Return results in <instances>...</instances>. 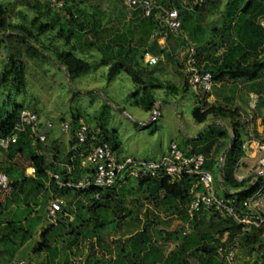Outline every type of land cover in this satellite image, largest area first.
Wrapping results in <instances>:
<instances>
[{
	"label": "rangeland",
	"instance_id": "obj_1",
	"mask_svg": "<svg viewBox=\"0 0 264 264\" xmlns=\"http://www.w3.org/2000/svg\"><path fill=\"white\" fill-rule=\"evenodd\" d=\"M82 1L79 7L86 8L88 11L94 9L95 16L102 21L107 36L110 31L115 32L117 29H122L124 21L132 17L131 10L117 0ZM0 4L8 8L12 19H17L22 14L28 20L34 18L37 14L35 4L41 6L44 20L64 15L63 7H53L50 0H0ZM2 35L1 33L0 36ZM53 35L54 33H49L38 38L45 45H50L53 41L51 45L54 47L55 45L61 46L59 40L51 39ZM180 39L179 35V42ZM35 46L37 47L36 44ZM81 51L77 52V55L88 60L91 69L88 73L72 80L66 69L58 65L52 57H39L32 60L21 53L20 57L25 71L23 90L19 94H13V92L6 94L8 93L7 88L2 84L0 85V101L8 98L15 99L17 103L34 111L39 117L43 116L53 121L55 128L59 127L61 120L68 121L73 127L72 116L77 114L81 115L85 123L93 127L96 126V122L102 123L110 133L115 132L119 144L114 149V155L118 159L132 156L157 160L161 146L165 148L164 146H168L170 140L176 141L181 149L188 150L212 145L216 141L215 135L222 130H226L231 137L233 136L227 118L220 119L210 116L203 124H198L192 118L191 110L195 105V93L189 86L186 90L184 89L182 82L186 74L180 72L179 76L171 75L172 70L178 71L176 55L170 60H162L159 55V60L155 65L142 63L137 69V73L141 74L144 81L163 85V88L152 91L155 99L152 110L144 111L131 95L137 87L124 72H120L112 84H107L108 78L105 79L104 74L108 73V69L99 64L100 54L85 46ZM7 63V53L4 45L1 44L0 75L6 70ZM179 77H182L181 83H179ZM240 81L231 82L224 79L215 81L208 94L202 95L207 99L209 94H212L217 99L209 102L210 104H228L231 108L239 109L240 125L236 148L245 138L246 120H250L258 138L264 136V73L254 82ZM171 86L175 88L172 89ZM177 90L179 95L175 98L170 91ZM251 94L256 96L254 107L250 105L252 103ZM155 106L158 109L157 119L152 123H139L151 117ZM127 128L130 130L125 132ZM65 148L66 145L62 144L61 150L65 151ZM4 153L5 151L0 149V160L4 158ZM47 153V157H50L51 152L47 151ZM59 154L62 158L63 154ZM221 155V151L217 150L216 142L206 156L209 161H207L208 170H214L217 166L220 168ZM237 158L239 154L235 151L232 160ZM29 164V155L26 151L16 156L10 172L6 171L10 180L13 182L22 175L34 177V173L32 176L26 174L29 171ZM130 179L129 183L120 184L123 187L121 189L123 194H118L114 201L100 207L94 206L96 200L91 194L83 193L80 196H74L72 192L68 197L62 195L64 206L71 203V208L68 209L67 217L60 220V224H53L45 217V211L51 199L47 190L53 192L48 187L46 191L37 195L33 190L32 179L27 178L21 185L20 193L11 192L12 194L10 193L2 202L0 264H9L16 257L23 258L26 264H57L59 262L108 264L106 257L110 254L117 255L122 245L127 246L126 238L143 228L144 221L147 223L151 240L165 255H168L180 243L184 235L190 232L191 219L184 221L183 215L173 210L163 207L156 209L147 203L144 196L137 190V180ZM41 181L45 184L49 183L48 178L46 180L42 178ZM132 186L134 188L131 190ZM140 215L142 219L138 220ZM70 216L77 217V219L72 221L73 218L70 219ZM100 217L104 220V229L99 230L101 236L93 240L92 245H88L90 240L84 236L90 235L97 225V218ZM82 219L89 222L78 226ZM44 230H48L47 233L45 232V238L47 244L52 247L50 249L45 247L39 249V245L43 242ZM225 251L220 250L216 253L209 263L192 254L188 257L186 264H225ZM255 252L253 245L237 244V264H254Z\"/></svg>",
	"mask_w": 264,
	"mask_h": 264
},
{
	"label": "trees",
	"instance_id": "obj_2",
	"mask_svg": "<svg viewBox=\"0 0 264 264\" xmlns=\"http://www.w3.org/2000/svg\"><path fill=\"white\" fill-rule=\"evenodd\" d=\"M59 1L62 2L63 17L55 16L45 20L41 6H37V4L34 6L37 14L30 20L24 17L23 14L17 19H12L8 8L0 4V34H3L0 36V45H4L8 58L6 70L0 75V85L3 84L7 88L8 93L6 94L10 92L19 94L23 90L25 71L24 63L20 57L21 53L32 60L39 57H52L58 65L66 69L69 78L72 80L88 73L91 69L90 62L77 55V52H82V47L85 46L90 50H96L100 54L99 64L108 67V80H112L120 72H124L137 87L131 93L135 102L145 111L152 110L155 103L152 91L163 88V85L161 83H148L143 80L140 73H137V69L143 63V54L148 51L154 55H163L168 58L174 56V50L170 44L169 51L167 49L169 46H162L156 40H151V35L157 29V23L153 17H143L139 10H133L125 5L131 10L132 17L128 21H124L122 29H117L115 32L110 31L107 36L102 21L95 16L94 9L88 11L86 8L79 7L83 3L82 0ZM158 4L175 6L179 9L182 32L196 45L198 67L203 71L211 72L214 82L223 79L231 82L238 80L254 82L263 75L264 30L260 27L258 21L264 14V0H201L199 4L193 6L190 10L183 7L180 0H160ZM219 8L224 10L221 25L215 28V37L209 40L204 26L205 14L213 13ZM49 33H54L51 39L54 41L59 40L61 46L55 45L54 47L51 45L53 41L50 45H45L39 40L38 37ZM173 36L168 34L167 40H170ZM177 37L179 39V35ZM180 37L179 44L183 46L184 40L181 34ZM183 84L186 90L188 87L187 79ZM170 88L175 87L171 86ZM22 109L26 108L17 103L15 99L8 98L0 101V136L5 137L11 134L19 120ZM191 116L197 123H204L210 116L229 119V125L233 131L232 137L235 138L233 145L230 146L232 137L226 130H222L215 135L216 141L212 145L204 148H189L186 151L203 153L206 157L216 142L217 150H220L221 153L229 145L230 147L226 150V155L222 161L224 191L243 188L245 183H237L233 177L235 164L243 154L241 142L236 148L240 125L239 109L231 108L228 104H210L206 97L195 95V105L191 110ZM79 118H82L79 114L72 116L73 126ZM245 123L247 126L250 120L245 121ZM93 129L98 131L96 139L88 140L85 145H78L73 133L72 143L77 145V149L72 151L73 153L67 154L66 161L69 168L65 170H55L52 161L50 160V163H48L45 157L35 150L36 145L31 144L34 139L29 129L19 132L16 141L9 145L3 155L4 158L0 160V170L5 173L6 171L10 172L9 170L16 156L26 151L29 155V167L34 168L35 176L22 175L13 182L10 180L11 192L20 193L22 191L21 185L29 178L33 181V190L36 191L37 195L46 191L49 187L54 197H61L62 195L68 197L71 196L72 192L74 196H80L83 193L91 194L96 200L94 206L98 207L114 201L118 194H123L121 190L123 187L118 190H115V188L104 190L95 187L88 190L59 188L56 181L50 177L49 186L46 188L44 181H41L42 178H45V180L48 178V170H53L52 173H57L72 181L80 179L89 171V166L83 167L81 162L85 158V149L90 147L91 144L107 142L114 152L119 144L115 132L110 133L102 123L97 122ZM261 139L264 140V136ZM235 151L238 152L239 158L232 160ZM73 154L77 157L71 159ZM207 161L206 158V169L209 168L207 164L209 161ZM211 171L215 184L218 186L220 182L218 184L216 182L218 175H220L219 166ZM129 180L131 179L124 180V183H129ZM193 180L189 176L174 183L170 182L167 177L137 180V190L144 194L146 201L182 214L184 221L191 219L190 224L192 227L176 248L165 255L151 240L147 225H144L141 230L126 238L127 246L126 244L121 246L120 252L116 255L115 264H186L188 257L192 254L209 263L216 253L220 250L225 251L228 246L233 245L237 237L239 238L238 244L253 245L255 251L256 247L261 246L262 243L258 234L254 232L242 234L240 226L229 219L205 211L196 213L190 218L186 210V204L190 198ZM246 191H242L239 195H245L248 193ZM69 208H71V203L62 208L56 224H60V220L67 217L64 214H67ZM1 209L2 203H0V211ZM76 219L77 217H74L72 221ZM88 222V220L82 219L78 226H83ZM102 229H104V220L100 217L97 218V225L90 235L84 236L90 240L88 245H92V241L101 236L99 230ZM47 231L44 230L43 242L39 245V249H42V247L52 248L47 244L45 238ZM57 264L69 263L59 262ZM254 264H259L258 260Z\"/></svg>",
	"mask_w": 264,
	"mask_h": 264
},
{
	"label": "built area",
	"instance_id": "obj_3",
	"mask_svg": "<svg viewBox=\"0 0 264 264\" xmlns=\"http://www.w3.org/2000/svg\"><path fill=\"white\" fill-rule=\"evenodd\" d=\"M133 10H139L143 17H153L157 29L151 35V40L167 45L168 34L182 35L184 45L181 46V66L186 74L188 86L195 95L201 97L208 93L213 86V75L209 71L199 69L196 59V45L182 32V21L179 9L175 6L158 4L160 0H118ZM56 8L62 7L59 0H50ZM201 0H180L183 7L192 9ZM258 24L264 30V14ZM169 50V48H167ZM159 60L157 55L148 51L143 54L144 65H155ZM254 107L256 96L250 95ZM158 109L151 112L150 120L157 119ZM248 121V120H246ZM54 123H42L38 114L28 109H22L19 120L10 135L0 136V149L6 151L11 143L17 139L19 132L30 130L35 141L45 142L48 132ZM72 128V129H71ZM59 129L63 133L73 131L78 145L87 144L88 140L96 139L97 130L79 118L72 127L66 120L59 122ZM242 156L237 160L233 177L237 183H245L243 188L224 191L223 180L215 184L212 172L205 167L206 157L203 153H190L183 150L176 141L169 143L167 151L157 160L143 159L128 156L118 159L107 142L91 144L85 149V162L89 166L86 172L77 181L63 178L57 173H50L59 188L76 190L114 189L128 178L135 180L158 179L167 177L170 182H179L184 177H192L193 184L186 210L190 218L199 212H209L221 218L229 219L239 225L242 234L254 232L259 235L261 246L256 247L255 261L264 264V140L258 138L249 123L246 126L245 138L241 141ZM222 163L220 158V164ZM27 175L32 176L34 168L29 167ZM246 191L243 196L239 194ZM255 191V192H254ZM254 192V193H253ZM11 193V182L8 175L0 170V203ZM64 201L59 198L50 199L45 211L47 220L56 224L58 215L62 212ZM224 252L225 264H237L236 245L239 238ZM9 264H26L23 258H16Z\"/></svg>",
	"mask_w": 264,
	"mask_h": 264
},
{
	"label": "crops",
	"instance_id": "obj_4",
	"mask_svg": "<svg viewBox=\"0 0 264 264\" xmlns=\"http://www.w3.org/2000/svg\"><path fill=\"white\" fill-rule=\"evenodd\" d=\"M123 4V3H122ZM223 9L222 8H219V10H216L215 12L213 13H206L205 14V23H204V26H205V31H206V35L208 37L209 40H211L212 38L215 37V28L216 27H219L221 25V21H222V18H223ZM178 35H174L170 40H167V46H169V51H170V45L172 46L173 50H174V55H176V60H177V67H178V71H173L172 70V67L171 65L169 66L170 69L172 70L171 71V75H176V76H179L180 72L182 74H185L183 69H182V66H181V61H182V50H181V44H179V39H177ZM177 37V38H176ZM160 45L164 46L163 44L159 43ZM170 44V45H169ZM172 50V49H171ZM159 57V55H157ZM162 58V60H167V59H171V58H168V57H164L163 55H160ZM169 63V62H168ZM108 69V67H107ZM106 74L105 73L104 77L105 79H107L106 77ZM120 74V73H119ZM118 74V75H119ZM117 75V76H118ZM181 75V74H180ZM115 76L112 80H108L107 79V84H112L113 80L117 77ZM185 77V75H184ZM186 78V77H185ZM185 78H184V81H185ZM187 79V78H186ZM132 81V80H131ZM179 83L182 82V77H179ZM241 82V81H240ZM179 83L176 85L178 87ZM184 83V82H182ZM250 83V82H249ZM188 88V87H187ZM170 93H172L174 95V97L176 98L178 95H179V91H170ZM173 97V99H174ZM208 102H214L216 101L217 99L212 95V94H209V96L207 97L206 99ZM163 102V101H162ZM160 102V104L162 103ZM159 104V103H158ZM157 108V106H155ZM118 108V107H117ZM142 108V107H141ZM120 110V108H118ZM143 109V108H142ZM144 110V109H143ZM145 111V110H144ZM123 112V111H121ZM41 122L42 123H46V122H52L54 123L53 121H50V120H47L45 119L43 116H40L39 117ZM154 121L150 120V117L146 120V121H141L139 123H152ZM198 124H203V123H198ZM91 126V125H90ZM92 128H94L93 126H91ZM130 128H127L125 129V132L129 131ZM72 135H73V131H70L69 133H63L59 127L58 128H55V126H53V128L48 132L47 134V137H46V141L45 142H36L35 140H32L31 141V144L32 145H36V151L40 154V155H43L45 157V159L47 160L48 163H50V160L52 161V164H53V168L55 170L57 169H61V170H65V169H68V164H67V161H66V158H67V154L68 153H73L72 151H74L75 149H77V145L76 144H73L72 143ZM173 141V140H172ZM171 142V140H170ZM169 142V143H170ZM163 143V141H162ZM161 143V145H162ZM62 144H65L66 145V148H65V151H62L61 150V145ZM169 146V144H168ZM168 146H164L165 148H162L163 145L161 146V149L159 150V156H157L156 158H159L161 155H163L167 149H168ZM150 150V149H149ZM47 151L51 152V158L50 157H47L48 156V153ZM132 153H137L135 151H130ZM59 153H62L63 154V159L59 157ZM55 155V157H54ZM82 155V154H81ZM77 155L73 154L72 155V158L71 159H74L76 158ZM138 158V157H137ZM143 159H148V158H143ZM152 159V158H151ZM81 165L84 167V166H87L86 162H85V158L84 160H82L81 162ZM54 172L53 170H48L47 171V176H48V179H50V173ZM124 182V181H123ZM122 183V182H121ZM120 183V184H121ZM45 184V182H44ZM49 185V183L47 182L45 184V187L47 188ZM122 186L121 185H118L115 190H118L120 189ZM132 189L134 188V186L131 187ZM48 193V196L53 199V198H59V199H62L61 197H54L53 193L50 192V190L47 191ZM141 193V192H140ZM142 195H144L143 193H141ZM63 200V199H62ZM147 203H150L151 205H153L156 209L159 208L161 206H156L155 204L151 203V202H148ZM65 204V203H64ZM64 206V205H63ZM63 208V207H62ZM64 215H67V214H64ZM72 218V216H70V219ZM142 219V215L139 216V219L140 220ZM144 225H147V223H143L142 226ZM142 229V228H141ZM140 229V230H141ZM139 231V230H138ZM129 237V236H128ZM128 248V247H127ZM18 258V257H16ZM14 258V259H16ZM107 262L108 264H115V259H116V254H110L108 255L107 257ZM255 262V261H254Z\"/></svg>",
	"mask_w": 264,
	"mask_h": 264
},
{
	"label": "water",
	"instance_id": "obj_5",
	"mask_svg": "<svg viewBox=\"0 0 264 264\" xmlns=\"http://www.w3.org/2000/svg\"><path fill=\"white\" fill-rule=\"evenodd\" d=\"M122 111H123V110H122ZM234 142H235V138L232 137V140H231L230 146L233 145ZM230 146H229V147H230ZM227 149H228V148H226V149L222 152V155H221V161H223V159H224V157H225V155H226V150H227ZM219 172H220V176L222 177V180H223V165H222V163L220 164Z\"/></svg>",
	"mask_w": 264,
	"mask_h": 264
}]
</instances>
